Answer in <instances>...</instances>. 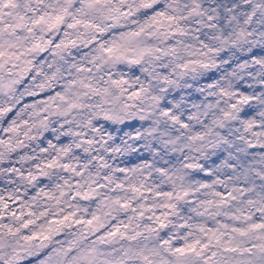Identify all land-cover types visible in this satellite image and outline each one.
<instances>
[{
	"label": "snow or ice",
	"instance_id": "snow-or-ice-1",
	"mask_svg": "<svg viewBox=\"0 0 264 264\" xmlns=\"http://www.w3.org/2000/svg\"><path fill=\"white\" fill-rule=\"evenodd\" d=\"M0 264H264V0H0Z\"/></svg>",
	"mask_w": 264,
	"mask_h": 264
}]
</instances>
